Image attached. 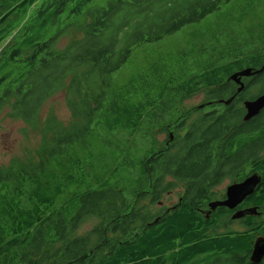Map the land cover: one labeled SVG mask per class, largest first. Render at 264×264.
<instances>
[{
	"label": "trees",
	"instance_id": "trees-1",
	"mask_svg": "<svg viewBox=\"0 0 264 264\" xmlns=\"http://www.w3.org/2000/svg\"><path fill=\"white\" fill-rule=\"evenodd\" d=\"M230 1L0 0V117L7 111L40 136L35 158L0 165V264H254V240L264 238V109L248 122L238 103L170 120L166 94L184 92L183 100L205 90V102L228 99L229 75L263 66L264 37H253L261 47L231 52L177 88L158 85L156 99L147 87H116L112 79L133 48ZM58 92L70 120L40 121L43 103ZM263 92L264 71L243 97ZM167 126L177 129L174 143H151L134 161L128 143ZM252 174L260 183L247 206L257 214L239 219V230L220 231L232 211L203 213L223 198L215 189ZM176 185L178 202L159 207Z\"/></svg>",
	"mask_w": 264,
	"mask_h": 264
},
{
	"label": "rangeland",
	"instance_id": "rangeland-1",
	"mask_svg": "<svg viewBox=\"0 0 264 264\" xmlns=\"http://www.w3.org/2000/svg\"><path fill=\"white\" fill-rule=\"evenodd\" d=\"M36 6L32 7L31 11ZM82 22L83 19L78 23L79 28ZM253 37H264V0H232L200 22L185 26L159 42L133 48L128 61L112 75L113 83L116 87L130 84L135 87H147L151 96L156 99L159 94L157 86L160 84H165L172 90L191 75H200L209 66L223 64L231 52L245 51L249 46L252 49L261 47L258 42H254ZM65 40L62 42L65 43ZM251 90H253L251 94L254 95L255 88ZM180 94L177 96L173 91L166 94L171 105L166 117L170 120H176L177 117L204 103L206 99L205 90L196 91L183 100L180 99L182 96ZM6 112L0 117V165H8L13 160H24L32 152L35 158L34 151L38 149L40 142L39 134L22 121L6 117ZM48 115H53L64 123L70 120L64 93L58 92L43 103L39 113L40 121ZM171 129V126L164 130L150 127L149 135L144 142L139 138L133 143L130 141L128 146L134 161L138 162L141 159L145 147H150L151 143L154 149H159ZM170 181L167 179V182ZM229 182L225 180L215 189L217 196L224 193ZM181 193V186L176 185L162 196L159 207L169 209L178 202ZM92 224L91 221L86 222L82 230L87 231ZM240 228V223L232 220L220 231Z\"/></svg>",
	"mask_w": 264,
	"mask_h": 264
},
{
	"label": "water",
	"instance_id": "water-1",
	"mask_svg": "<svg viewBox=\"0 0 264 264\" xmlns=\"http://www.w3.org/2000/svg\"><path fill=\"white\" fill-rule=\"evenodd\" d=\"M264 71V64L263 66L253 71L252 69H244L238 73L232 74L228 80L236 82L239 88L237 92H241L244 88V85L239 81L241 77H248L254 74H259ZM232 99H228L223 101L224 105L230 104ZM245 109V115L243 117V122H247L252 118L259 115V113L264 109V92L258 96L256 99L252 101H245L243 103ZM260 183V177L257 174H252L245 178L243 181L231 184L226 187L224 191L225 198L222 200H215L208 203L207 207L208 210L203 212L206 217L210 214V212L215 211L217 208H226L227 210L233 211L237 206H239L246 198L251 196L255 190V188ZM257 211L255 208H248L244 210L235 211L231 219L232 220H239L244 218L245 216L256 215ZM264 256V238L257 237L254 240L252 252L249 257V262L257 264L261 261Z\"/></svg>",
	"mask_w": 264,
	"mask_h": 264
},
{
	"label": "flooded vegetation",
	"instance_id": "flooded-vegetation-1",
	"mask_svg": "<svg viewBox=\"0 0 264 264\" xmlns=\"http://www.w3.org/2000/svg\"><path fill=\"white\" fill-rule=\"evenodd\" d=\"M253 71H256V70H258V69H252ZM238 72H240L239 70L238 71H235V72H233L232 74H235V73H238ZM231 74V75H232ZM260 74V73H259ZM259 74H254V75H251V76H248V77H241V78H239V81L244 85V88H243V90L241 91V92H237V89L239 88V86L237 85V83L236 82H233V81H230V84H232V89H233V91H232V93H231V95L229 96V98L228 99H232L231 100V102H230V104H232V103H238L237 105H236V107H238V108H243V110H244V114H245V109H244V106H243V103L245 102V101H252V100H248V99H245L244 97H243V93L245 92V90H246V87H247V85L248 84H250V82H251V80H253V78H254V76L256 77V76H258ZM231 75H229V77L231 76ZM228 80V79H227ZM255 94H257V93H255ZM254 94V95H255ZM228 99H226V100H228ZM226 100H218V101H216V100H210V101H207V102H204V103H201V104H199L198 106H196L195 107V109H197V110H201V111H207V113H209V112H212V111H224V110H226L229 106H230V104H228V105H224L223 104V101H226ZM215 105V106H214ZM214 106V107H213ZM258 116V115H257ZM250 121V120H249ZM248 122V121H247ZM172 129L170 130V131H168L169 132V135H168V137L164 140V142H163V144H162V149H168L169 148V146L170 145H172L173 143H174V141H175V138H176V135H177V129H176V127H174V126H172L171 127ZM239 181H230L229 182V185H231V184H234V183H238ZM241 182V181H240ZM228 185V186H229ZM222 196H223V198H220V200H222V199H224L225 198V196H224V193L223 194H221ZM248 198H246L239 206H237L233 211H232V213H231V216H232V214L235 212V211H238V210H244V209H248V208H251V206H247V204H248ZM246 217V216H245ZM244 217V218H245ZM244 218H242V219H244ZM264 218V216H262L261 217V219H263ZM236 221H238V220H236ZM263 259V258H262ZM262 259H261V261H262ZM260 261V262H261ZM259 262V263H260ZM258 264V263H257Z\"/></svg>",
	"mask_w": 264,
	"mask_h": 264
}]
</instances>
